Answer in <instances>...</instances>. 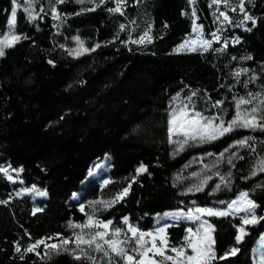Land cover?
<instances>
[{
  "label": "trees",
  "instance_id": "obj_1",
  "mask_svg": "<svg viewBox=\"0 0 264 264\" xmlns=\"http://www.w3.org/2000/svg\"><path fill=\"white\" fill-rule=\"evenodd\" d=\"M33 2L39 18L30 20L19 9L14 30L22 39L0 57V167L23 168L26 186L46 190L49 200L33 214L31 198L14 196V186L0 175V202H6L0 203V264H91L66 253L47 259L26 253L42 239L69 236L71 223L85 221L71 202L76 193L85 199L115 198L131 184L102 219L121 227L129 217L142 231L152 230L158 215L188 211L192 203L206 207L232 201L243 192L258 205L257 217H264V172L251 174L264 159V131L238 128L215 141H191L183 150L168 136L170 102L181 92L196 93L195 110L218 116L225 125L235 117L240 97L252 92L264 98V0H243L255 25L244 12L239 17L230 10H240L241 0H228L227 7L210 6L211 0H196L195 5L189 0H127L123 14L107 11L116 6L114 0H105L95 11L81 9L99 0ZM13 7L12 0H0V39L9 32ZM53 7L58 20L52 19ZM193 7L208 38L219 29L220 12L232 23L220 29L221 40L207 52H176L192 32ZM149 28L150 43L127 42ZM74 37L95 51L70 55ZM217 101L222 103L213 107ZM257 105L264 115L259 100L241 110ZM245 137L254 138L250 147H232ZM106 156L111 158V182L102 189L95 181L82 187ZM142 165L147 172L137 175ZM198 186L201 191H195ZM209 221L216 229L218 258L213 264H254L264 219L246 226L240 243L235 239L240 217ZM167 233L170 247L179 245L186 226L174 225ZM233 247L235 255L219 259Z\"/></svg>",
  "mask_w": 264,
  "mask_h": 264
},
{
  "label": "snow or ice",
  "instance_id": "obj_2",
  "mask_svg": "<svg viewBox=\"0 0 264 264\" xmlns=\"http://www.w3.org/2000/svg\"><path fill=\"white\" fill-rule=\"evenodd\" d=\"M65 0H55V4H63ZM88 3H94V0H87ZM78 4H84L85 0H76ZM105 3V0H99L98 4H95L93 7L81 9V11H95L97 7ZM115 7L108 8L109 12H122V6L127 3V0H114ZM196 0H189V4L195 5ZM223 3L225 7L228 5V0H211L210 6L219 5ZM251 3V0H249ZM14 5L11 11V19L7 21V27L9 34L4 35L0 39V57L5 55V49L11 48L18 43L22 37L18 34H15L14 27L17 22V11L16 8L19 7L16 0H12ZM25 11L28 13V18L30 20L38 19V16H35L33 8V0H26ZM238 7L242 12H244L245 20L251 21L255 25L256 20L251 15H248L244 10V2L241 0ZM42 11V9H41ZM231 11H236V8H232ZM53 20L60 19V13L55 12V7H53ZM80 13H77V15ZM220 16L223 17V20L232 23L231 19L225 12H220ZM191 17H196V9L192 8ZM167 27V24L164 25ZM124 29V25H121V30ZM250 31L251 29H246ZM151 29L144 32L138 40H133L129 37L130 43H140L143 44L146 41L151 42L152 37L149 35ZM193 32L197 33V39L185 40L175 51H203L207 52L212 45V40L203 38V26L197 25L195 19L193 20ZM212 39L219 41V36L216 32L211 33ZM27 39V37H23ZM79 47L73 50H69L70 55H81L89 51H95V48L88 49L83 46V42L80 41L79 37H74ZM239 42L238 40L236 41ZM63 47V45H61ZM95 47H99L96 45ZM220 49H215L219 51ZM251 57H246L245 59H250ZM51 63V61H49ZM244 74H247V69L242 70ZM241 71H237L235 76L239 79ZM251 79H254L252 77ZM247 84L245 83V87ZM193 96L196 93L192 94ZM178 99L174 97L173 100ZM188 100L191 101V97H188ZM253 100H259L260 105H264V98L259 94H254L252 92L248 93V98L240 97L236 101V114L235 117L225 125L223 119L218 116H205L202 112L195 111V106L192 105L190 111L189 104L181 102L175 108L172 109L170 113V120L168 121V136L169 140L173 143L179 145L180 150H183V147L192 142H211L221 137L225 136L228 133L235 131L238 128L251 129L253 131L259 129L264 131V115H259L261 108L259 105L252 107L251 110H241L243 105L252 104ZM221 101L215 102L212 106L216 107L221 104ZM217 121H219L217 123ZM183 137L182 140H172V137ZM254 139L253 137H245L241 140L235 142L232 147L240 146L245 147L249 146V140ZM228 151V149H225ZM211 155V153H209ZM223 153H221V157ZM243 159V157H239ZM229 163L232 162V158H229ZM17 173L22 172L23 168L13 169ZM138 172L146 171V168L142 165ZM2 172L9 180H12V176L9 175L8 168H0ZM257 172H264V159H261L258 165L255 167V170L251 173L255 175ZM92 173L90 172L89 175ZM221 181H224V178L221 177ZM110 180H104L105 185L109 184ZM226 183V182H225ZM131 184L128 185L123 191L118 193L116 197L108 202L104 201H95L91 202L89 205L93 207V213L95 212V204H103L105 208L111 207L113 204L121 201L129 192ZM220 185L217 184L216 188L219 189ZM201 187H197L195 191H201ZM28 192H36L39 196H47V192L41 191L33 186L30 189H25ZM193 191V189H189ZM73 198H76V194H73ZM6 203V202H0ZM258 205L251 199H249V194L247 192L241 193L238 200H233L227 204V210H219L215 208H206V207H195L189 209L187 213L178 212V213H165L163 218H170L172 220H179L180 218L199 222L198 227L194 230L192 227L186 229L187 235L183 238V241L179 245H173L169 247L168 233L167 229L173 227L171 223L164 224L163 226L157 227L154 231L145 232L139 230L137 227L129 223L128 218L123 219V224L127 225V230L124 232V238H121L122 230L119 227L110 230V225L112 221L107 222L94 218V214L88 215L87 222L84 224H70L69 227L72 229H80V232L75 234L74 239H63L60 244H50L46 245L47 249H50L51 252L59 254L61 251L70 252L69 245L74 243L75 249L71 251V254L76 260H86L90 261L91 264H96V259L92 253H101L104 257L107 258V264H165V262H170V264H213L218 257L215 251V238L214 233L216 231L215 226L208 219L204 217H227L237 212L246 213L245 216L241 217L242 225L238 228V235L235 237L237 243L242 241L244 235H247L243 225L255 224L258 223L260 219L264 217H257L255 209ZM42 211L41 208H35L33 214L36 212ZM81 212H84V207L81 206ZM85 229L89 231L85 233ZM95 229L94 231H92ZM102 229V230H101ZM128 233H131V237L128 236ZM150 238V239H146ZM159 241V245L157 244ZM129 243H132L131 249L127 247ZM45 244L44 240L37 241L32 247L28 248V252L35 251L40 245ZM86 249H90L88 251ZM190 250V253H189ZM17 252L20 251V248L17 247ZM238 249L233 247L228 252H225L223 256L219 259H225L229 255H235ZM151 253V255H149ZM168 253H173L168 254ZM50 254V253H46ZM160 257V260L155 259V257Z\"/></svg>",
  "mask_w": 264,
  "mask_h": 264
},
{
  "label": "rangeland",
  "instance_id": "obj_3",
  "mask_svg": "<svg viewBox=\"0 0 264 264\" xmlns=\"http://www.w3.org/2000/svg\"><path fill=\"white\" fill-rule=\"evenodd\" d=\"M17 4L19 5V7L16 8V11H18L19 9H22L25 11V7L27 6L26 5V0H16ZM33 8H34V15L37 16L38 12H37V8L35 6V3L33 2ZM232 8H236V7H233V6H230V10ZM222 9V8H221ZM26 12V11H25ZM223 12V11H222ZM232 13H235L236 16H241L242 15V11L241 10H238L236 8V11H232ZM26 14L28 15V13L26 12ZM231 18V17H230ZM11 19V18H10ZM195 19V23L197 25H201L198 23V17L196 15V17H192V23H193V20ZM233 19V18H231ZM228 22L226 21H223V17L221 16L220 18V25H219V29L218 31H216V34L219 36V41L221 40V32H220V29H223L226 24ZM15 32V30H14ZM9 32L6 34L8 35ZM16 34V32H15ZM203 38L204 39H209V40H212V43L213 42H219V41H216V40H213L212 39V36L210 38H208L206 35H205V32H204V29H203ZM190 39H197V33L193 32V24H192V32L191 34L185 39V40H190ZM184 40V41H185ZM76 41V40H75ZM81 41V40H80ZM183 41V42H184ZM182 42V43H183ZM181 43V44H182ZM180 44V45H181ZM179 45V46H180ZM83 46L85 48H87L85 46V44L83 43ZM178 46V47H179ZM212 46V45H211ZM77 47H79V45L75 44V46L70 49V50H73V49H76ZM176 47L174 49V51L178 48ZM8 48H6L5 50H7ZM69 51V50H68ZM182 52H193V51H182ZM195 52H203V51H195ZM84 54V53H83ZM82 55V54H81ZM73 56H77V55H73ZM80 56V55H79ZM193 94V91L191 90H187V91H184V92H181L179 94H177L176 96L174 97H178V99L176 100H171L170 102V113L172 111L173 108H175L178 104H181V102L183 103H187L189 104V109L191 111L192 109V105H194V96L192 95ZM188 97H191V101L188 100ZM196 111V110H195ZM171 118V117H170ZM218 123V121H217ZM183 137H172V140H182ZM191 142V141H189ZM173 143V142H172ZM174 144V147L175 148H179V145L176 144V143H173ZM0 168H8L9 169V175L12 176V180H9L7 178V176H5L2 172H0V175L4 176L8 181H10V183L14 186V190H13V194L14 196L16 197H30L31 198V202H32V205H33V211L35 208H41L42 209V206H43V203L45 201H47V196H39L36 192H28V191H25V189H30L32 187H27L24 180L22 179V176H21V172L17 173L16 171H12L13 168H11L10 166H7V165H2ZM140 168V167H139ZM138 168V169H139ZM137 169V170H138ZM136 170V174L137 175H140V174H143L147 171H144V172H138ZM110 171H111V158L109 156H106L105 158H103L102 160L98 161L94 166L93 168L90 170V172L92 173L91 175H88V178L87 180L83 183V187H86L88 186V184L92 181H95L99 187L102 189V188H105L107 185H105L103 183L104 180H110V177H109V174H110ZM89 172V173H90ZM37 188V187H36ZM38 189V188H37ZM40 190V189H39ZM42 191V190H41ZM241 195V194H240ZM240 195L235 198L234 200H238ZM114 198H104V197H99L97 199H91V198H84V194L83 193H76V198H73L71 199V202L74 203V204H77L78 207H79V210L81 208V206L84 207V214H85V221L83 223H79V224H84L87 222V219H88V215L86 214H94V218L96 219H99V220H102V221H105L102 219V215L110 208H105L103 204H100V203H97L95 204V212L93 213V207H90L89 205L91 204V202H95V201H104V202H108V201H111L113 200ZM250 199V198H249ZM233 201V200H232ZM119 202V201H118ZM231 201H228V202H220V203H216L214 205H211V206H206V208H215V209H219V210H227V204L230 203ZM114 205V204H113ZM195 207H204V206H200L196 203H192L191 206H190V209H193ZM256 210L255 209V213H256ZM178 212H184V213H187L188 211H176L174 213H178ZM246 213L244 212H237V213H234L232 214V216H238V217H243L245 216ZM231 216V215H229ZM257 216V215H256ZM164 217V214L163 215H158L155 217V223H154V228L150 231H145V232H151V231H154L157 227H160V226H163L164 224H168V223H171L173 225H185L186 226V229L188 227H192L194 230L198 227L199 225V222H193V221H189V220H186V219H183V218H180L179 220H176V221H168L166 218H163ZM125 218H128L129 220V217H125ZM210 217H204V219H208L209 220ZM242 221V220H241ZM107 222V221H105ZM129 223L132 224L129 220ZM71 224H76V223H71ZM133 225V224H132ZM248 225H253V224H248ZM248 225H243L244 229L246 226ZM135 226V225H133ZM137 227V226H135ZM116 228L114 225H113V222L112 224L110 225V230L111 229H114ZM121 228L122 230V233H121V238H124V232L127 230V225L123 224V220H122V226L119 227ZM138 228V227H137ZM139 229V228H138ZM69 230H70V235L69 236H60V235H57V236H52V237H49V238H45V239H42L45 241V244H42L40 245L38 248L35 249V251L33 252H26V253H34L36 255H38L40 258L42 259H47L49 258L51 255L53 254H56L54 252H51L50 249H47L46 248V245H50V244H60L62 242L63 239H74V236L75 234L79 233L80 232V229H72L69 227ZM95 229H93L92 231H94ZM102 230V229H101ZM140 230V229H139ZM85 233H87L89 230L88 229H85L84 230ZM142 231V230H141ZM246 231V230H245ZM239 234V233H238ZM214 235V234H213ZM128 236L131 237V233H128ZM244 237V236H243ZM146 239H150V238H147ZM36 244V243H35ZM157 244L159 245V241H157ZM34 245V244H33ZM32 245V246H33ZM31 246V247H32ZM69 249H70V252H63L61 251L60 253H66V254H69L71 256H73L71 254V251L73 250H76L75 249V244L72 243L70 244L69 246ZM127 247L129 249H131L132 247V243H129L127 245ZM170 247V245H169ZM215 247V246H214ZM88 251H91L90 249H86ZM78 251V250H76ZM46 253H50V254H46ZM189 253H190V250H189ZM168 254H172L174 255L173 253H168ZM92 255L95 257L96 259V264H107V258L104 257L101 253H92ZM151 255V253L149 254ZM74 257V256H73ZM155 259L157 260H160L161 258L160 257H155ZM253 262L254 264H264V234L261 236V238L258 240L257 242V245L255 247V250H254V253H253ZM165 264H170V262H165Z\"/></svg>",
  "mask_w": 264,
  "mask_h": 264
},
{
  "label": "bare ground",
  "instance_id": "obj_4",
  "mask_svg": "<svg viewBox=\"0 0 264 264\" xmlns=\"http://www.w3.org/2000/svg\"><path fill=\"white\" fill-rule=\"evenodd\" d=\"M168 221H176V220H172V219H170V218H166Z\"/></svg>",
  "mask_w": 264,
  "mask_h": 264
},
{
  "label": "water",
  "instance_id": "obj_5",
  "mask_svg": "<svg viewBox=\"0 0 264 264\" xmlns=\"http://www.w3.org/2000/svg\"><path fill=\"white\" fill-rule=\"evenodd\" d=\"M146 171H147V169H146Z\"/></svg>",
  "mask_w": 264,
  "mask_h": 264
}]
</instances>
